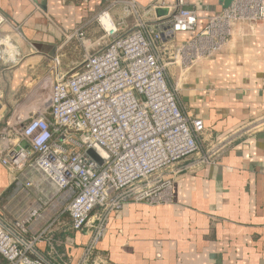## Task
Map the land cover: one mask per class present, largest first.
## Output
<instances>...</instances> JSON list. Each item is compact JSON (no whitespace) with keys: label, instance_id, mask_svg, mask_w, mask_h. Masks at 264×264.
<instances>
[{"label":"built area","instance_id":"1","mask_svg":"<svg viewBox=\"0 0 264 264\" xmlns=\"http://www.w3.org/2000/svg\"><path fill=\"white\" fill-rule=\"evenodd\" d=\"M60 1H104L95 16L102 35L91 39L82 26L66 34L64 44L80 41L83 60L62 72L61 45L46 82L0 127L8 193L35 198L21 216L0 209V256L8 264H114L99 251L111 217L126 203L171 201L179 162L195 156L209 165L226 147L223 140L202 146L205 123L180 106L165 55L177 34L188 32L192 38L170 57L187 66L212 56L228 45L236 22L264 20V0H232L200 29L188 0L142 8L136 0ZM6 22L0 11V32ZM7 62L0 44V77ZM69 230L78 237L58 238ZM76 249V259L60 251Z\"/></svg>","mask_w":264,"mask_h":264},{"label":"crops","instance_id":"2","mask_svg":"<svg viewBox=\"0 0 264 264\" xmlns=\"http://www.w3.org/2000/svg\"><path fill=\"white\" fill-rule=\"evenodd\" d=\"M136 1L142 8L160 0ZM231 1L188 0L199 13L198 29ZM105 5L104 1L0 0V11L7 18L1 36L19 49L16 62H11L15 65L7 62L0 77L4 95L0 111L27 103L34 88L46 82L52 57L66 34L82 26L89 38H100L95 16ZM166 12L158 10L160 15ZM112 13L117 19L120 10ZM129 22L132 25L133 19ZM192 36L178 33L165 62ZM82 51L81 46L79 54ZM73 58L63 52L62 72L80 63ZM174 64L167 63L168 81L177 88L180 106L204 121L202 146L223 140L226 147L209 165H198L195 156L179 162L171 174V201L126 203L111 217L99 251L114 264H264V20L236 22L226 47L180 65L177 80L171 82L168 69ZM11 180L0 165V196L4 195L0 209L21 216L35 198L23 194L12 198L7 190ZM39 192L31 189L35 196ZM67 236L78 237L70 230L58 233L60 240ZM60 251L76 259L81 250Z\"/></svg>","mask_w":264,"mask_h":264},{"label":"rangeland","instance_id":"3","mask_svg":"<svg viewBox=\"0 0 264 264\" xmlns=\"http://www.w3.org/2000/svg\"><path fill=\"white\" fill-rule=\"evenodd\" d=\"M69 34V33H68ZM80 48H81V44H80V41L77 39V38H75V39H73L72 41H70V43H68L67 45H66V47H65V49H64V51H63V49L61 48L58 52H59V54H61V56H62V59H63V52H66V53H68V56L69 57H71V56H73L74 55V58H73V60L74 61H76V62H78L79 60H80V62L83 60V58H84V54H85V52H84V50L82 51V54H79V51H80ZM165 57H168V54H166L165 55ZM175 60L176 59H167V61H166V63H168V62H173V63H175L174 65H172V66H169L170 67V69H168V72L170 71V73L172 74L171 75V82H174L175 80H177V77H178V74H177V72H178V70L177 69H179L180 70V65H178V64H180V61H179V63H176L175 62ZM63 62V61H62ZM8 64V63H7ZM10 65H15V64H12V63H9ZM8 66V65H7ZM178 66V67H177ZM12 70V69H11ZM39 83V82H38ZM37 83V84H38ZM45 82H43L42 84H44ZM41 84L39 83L36 87H35V85H34V87H33V85H32V87L34 88V91L36 90V89H38L39 88V86H40ZM12 108L10 109L9 108V106H7V108H6V110L4 111V112H2V111H0V112H2L1 114H3V119L1 120V123H0V125L1 126H3V124L7 121V119L11 116V114H12Z\"/></svg>","mask_w":264,"mask_h":264},{"label":"clouds","instance_id":"4","mask_svg":"<svg viewBox=\"0 0 264 264\" xmlns=\"http://www.w3.org/2000/svg\"><path fill=\"white\" fill-rule=\"evenodd\" d=\"M4 45V53L8 61L15 63L19 55V49L8 39L0 41Z\"/></svg>","mask_w":264,"mask_h":264},{"label":"water","instance_id":"5","mask_svg":"<svg viewBox=\"0 0 264 264\" xmlns=\"http://www.w3.org/2000/svg\"><path fill=\"white\" fill-rule=\"evenodd\" d=\"M228 5H229V3H228ZM89 153L96 159V160H98L99 162H101L102 160H101V158H100V156L98 155V153H97V151L95 150V149H90L89 150Z\"/></svg>","mask_w":264,"mask_h":264},{"label":"trees","instance_id":"6","mask_svg":"<svg viewBox=\"0 0 264 264\" xmlns=\"http://www.w3.org/2000/svg\"><path fill=\"white\" fill-rule=\"evenodd\" d=\"M61 240L64 241V237H62ZM0 264H8V262L6 260L2 259V257L0 256Z\"/></svg>","mask_w":264,"mask_h":264}]
</instances>
